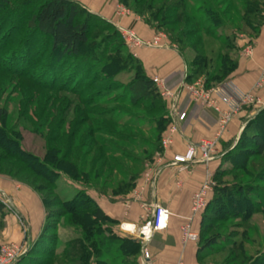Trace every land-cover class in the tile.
<instances>
[{"label":"rangeland","instance_id":"rangeland-1","mask_svg":"<svg viewBox=\"0 0 264 264\" xmlns=\"http://www.w3.org/2000/svg\"><path fill=\"white\" fill-rule=\"evenodd\" d=\"M21 1L26 0H9L8 5L0 7V202L5 207V214L0 218V264H7L5 250H15L14 253L20 256L25 250L20 257L22 258L36 244L40 247L48 246L49 239L55 242V250L61 252L70 241L82 236L81 229L70 222L63 202L72 200L79 192L88 194L97 204L98 199L103 196H114L113 192L118 184L127 182L129 174L143 176L151 168L154 156L166 150L163 146L164 135L158 143L154 129L139 128L143 123H138V116L144 120L157 118V115L150 116L148 113L150 103L134 108L119 100L126 96V84L134 74L131 68L123 71L125 76L120 78L122 83L115 86L104 85L103 81L95 82L96 74L104 78L96 69L95 75V71H92L84 79L79 74L73 78L69 88L63 87L72 76L73 66L78 61L66 59L60 65L63 59L56 56V62L52 63L53 55L49 52L47 40L37 34L32 37V31L27 27L32 15L29 5L33 4V0H27L31 4L26 7L21 6ZM112 1H115L117 10L112 18L106 20L116 27L118 25L125 28L122 25L123 17H118L117 12H128L129 14L125 13L127 18L135 17L155 32L154 37L145 40L134 28H127L134 31L142 42H153L156 37H161L166 46L178 50L177 47L180 46L172 44L168 31L157 27L161 16H156V21L153 20V16L158 11L163 12L165 5L173 0ZM185 3L188 7H198L197 0H186ZM220 10H225V7L222 6ZM7 15L9 19H6ZM95 24L98 28L93 33L91 42L102 45L103 39L111 34V30L99 21ZM119 31L124 39L120 29ZM248 33L249 29H244L236 34L241 39V36L246 37L245 34ZM221 35L229 34L224 31ZM195 37L188 38V43L196 42ZM211 44V50H217L220 46L217 42ZM156 46L159 45L155 41L151 46L142 48ZM249 48V55H252L253 48ZM205 51L209 53L208 49ZM185 54L188 60L193 56L191 50H186ZM186 68L188 71L187 63ZM184 82L187 86L200 83L203 90L210 91L228 81L209 85L203 75H200L193 82H186V78ZM80 84V88H85V93L77 91L76 87ZM182 84L175 91L170 89L177 95L175 104H171L160 91L171 120L169 127L173 120L178 119L172 112V106L175 105L181 112V98L184 93L190 94ZM79 93L81 94L78 95ZM87 98H92L97 104L86 107L83 100ZM194 103L210 111L201 103ZM1 111H5V116L1 117ZM211 111L217 119L216 113ZM244 111L246 115L241 119L243 131L259 114L264 120V100L261 105H245L238 116ZM78 120L86 121L78 124ZM243 131L224 146L223 158L217 170L219 173H213L217 195L213 190L211 197L217 200L215 206L220 207V215L212 223L207 221V229L213 235L218 234L219 244L199 260V264H263L264 154L252 153L254 148L238 145ZM229 153L233 157L226 159L225 156ZM55 157L68 162L64 167L67 166L66 171L70 175L60 171L56 162L52 163ZM234 163L238 165L234 166ZM40 164L55 170L57 176L52 178L55 189L42 176L41 173L46 172L40 168ZM227 168L235 170L229 174H220V171H226ZM153 175L154 173L149 174L148 179ZM222 187L231 189L233 194L240 187L254 190L250 204V208H253L249 215L246 216L242 206L237 208L235 200L220 196L218 190ZM237 199L243 205L242 198ZM214 213L212 211L205 215L212 216ZM200 228L202 231V226ZM117 231L115 227V232ZM32 257L39 258L42 262L49 260L36 254ZM75 258L79 262V256ZM179 260L185 264L183 259ZM50 262L76 264L74 259L66 255ZM107 262L109 263L108 260ZM90 264H99V261L92 260Z\"/></svg>","mask_w":264,"mask_h":264},{"label":"trees","instance_id":"trees-1","mask_svg":"<svg viewBox=\"0 0 264 264\" xmlns=\"http://www.w3.org/2000/svg\"><path fill=\"white\" fill-rule=\"evenodd\" d=\"M185 1H171L165 5L166 8L163 12L158 11L153 16V20L156 21L157 17L161 16V20L157 25L158 29H166L170 34L172 44L180 46L177 47V51L188 64L186 82H193L195 77L200 75H203L209 85L229 81L239 67L241 47L239 44L240 38L236 33L249 29L250 33L245 35L250 40L260 36L264 26V0H197V8L188 7ZM8 3L9 0H0V7L8 5ZM32 3H27V0L21 1L22 7L31 4L29 6L32 15L27 22V27L32 31V37L37 34V36L40 35L47 40L50 47L49 52L53 55L51 56L52 63L56 62V56V58L61 56L63 59L60 65H63V61L66 59L78 61V64L73 66L72 76L62 86L69 88L73 78L78 77L80 74L85 79L90 72L96 69L104 75V78L98 76L95 71V82L103 81L104 85L115 86L122 83L120 78L125 76L123 71L131 68L134 74L126 84V96L119 98V100L124 104L127 102L129 106L134 108L150 103L151 108H148L150 109L148 113L150 116L157 115V118L144 120V118L138 116L137 121L143 123L139 127L140 129H154L156 141L159 143L163 133L171 124L166 105L161 99L160 90L154 80L148 76L142 61L129 50L119 29L104 17L91 13L76 0H33ZM222 6L225 7L223 11L220 10ZM9 18L7 15L6 19ZM96 21L111 30V34L103 39L102 45L91 42L92 35L98 28L95 24ZM224 31H227L229 35H221ZM193 37L197 39L196 42L188 43L187 39ZM214 42L220 43L217 50H211L209 47ZM206 49L209 50L210 54L205 51ZM186 50L192 52L193 58L191 57L190 60L185 54ZM80 86L81 84L76 87L78 88L77 91L85 93V88L82 89ZM92 100V98H87L83 100V103L86 107L87 105L97 104L94 100V103H92ZM3 116H5V111H1V117ZM84 121L86 120H78V124H82ZM238 145L254 148L255 150L252 153L264 154V120L261 119V114L252 120L242 132ZM231 155L229 153L225 156L226 159L233 157ZM55 162L57 168L61 169L60 171L70 175L66 171L67 166L64 167L65 163L67 165L68 162L62 161V159L59 160L57 157L52 161V163ZM236 164L234 163V166ZM40 165V168L46 172L41 171L42 173H40L51 185V188L55 189V182L52 180L53 177L57 176L55 170L46 168L45 164ZM234 170V168H227L226 171H220V174H229ZM138 178L139 174H129V180L119 183L117 189L113 192L114 195L131 192L135 188ZM243 187L237 189L234 194L227 187H222L218 191H220V196H225L232 201L235 200L237 208L242 206L247 216L253 208H250V204L254 190ZM214 191L217 195L216 187ZM211 196L205 211L199 218L201 219L202 231L200 227L197 228L199 232V240L196 243L198 245V261L206 257L213 247L219 244L218 234L213 235L207 229V221L209 220L212 223L220 215V207L215 206L217 200H213ZM237 197L242 198L243 205L239 204L240 200ZM212 200L214 203L211 202ZM44 202L47 201L44 200ZM63 205L67 211V216L71 220L70 222L81 229L82 236L70 241L61 252L55 250V242L50 239L48 246L40 247L39 244H36L29 249L26 256L20 258L15 264H51V260L62 255L74 259L76 264H90L92 260H98L99 264L108 263L107 260L110 264H139L142 250L141 243L115 232L117 221L108 216L88 194L79 192L72 200L63 202ZM4 211V204L0 202V218L4 216ZM212 211L215 212L214 215H205ZM35 254L49 260L42 262L39 258L32 257ZM77 255L79 256V262H76L75 257ZM262 260L264 264V258Z\"/></svg>","mask_w":264,"mask_h":264},{"label":"crops","instance_id":"crops-1","mask_svg":"<svg viewBox=\"0 0 264 264\" xmlns=\"http://www.w3.org/2000/svg\"><path fill=\"white\" fill-rule=\"evenodd\" d=\"M83 4L91 13L99 14L105 19L114 16L117 10L115 1L112 0H76ZM106 3V4H105ZM125 28H134L145 40L154 37L155 32L148 28L142 21L129 16L122 19ZM161 38V45L150 48H139L135 51L137 58L144 64L145 70L152 79H164L167 87L177 90L187 76L186 62L175 50L165 45ZM239 53V67L230 77L242 90H251L260 79L264 67V26L260 36L250 40L241 36ZM252 46V55L245 53ZM256 95L264 100V83L261 89L256 90ZM181 112L188 114V119L179 124V133L175 136L172 146L162 153L155 155L151 168L137 179L135 188L127 193L114 196H103L98 199L100 208L111 218L117 221L118 234L141 243L142 250L139 264H176L183 259L185 264H199L197 258L198 245L196 243L184 246L182 244L183 217L191 213V200L193 195L201 188L205 174L211 171L216 174L220 164L224 146L235 140L243 131L242 112L228 127L217 146V157L209 164L173 165L175 155L184 153L190 143H200L202 140L211 139L217 130V119L210 110L194 103L190 94L184 93L180 101ZM166 131L163 133L165 135ZM159 171L154 182L148 181L149 174ZM216 172V173H215ZM161 205L174 213L166 230L154 233L145 248L149 258L143 257V242L140 239V229L145 225L151 209ZM135 226L136 233L125 230L126 226ZM201 226V219L196 220V229Z\"/></svg>","mask_w":264,"mask_h":264},{"label":"built area","instance_id":"built-area-1","mask_svg":"<svg viewBox=\"0 0 264 264\" xmlns=\"http://www.w3.org/2000/svg\"><path fill=\"white\" fill-rule=\"evenodd\" d=\"M128 12L118 11V17H126ZM121 30L122 35L127 43V46L135 51L143 46H151L156 41L157 45H161V37H156L153 42H142L135 34L134 31L118 26ZM250 48L248 47L245 51L246 54H250ZM134 56L137 53L134 52ZM154 83L160 89L162 95L170 101L171 104H175L177 101V95L175 92L167 87L165 81L159 78H154ZM264 83V67L260 79L249 91L242 90L235 82L228 81L224 85L213 88L210 91L203 90L200 87V83L195 85L187 86L185 82L182 84L185 86L194 101L201 103L208 109L213 110L217 115V130L211 139L202 140L200 143H190L184 153L177 154L172 160L173 165H186V164H209L214 161L217 157V146L227 132L229 125L238 116L240 111L245 105L250 104H262V100L256 95V90L262 88ZM172 112L177 115V120H173L172 125L168 128L165 135L163 136V146L168 149L173 145L175 136L179 133V124L186 121V112H180L172 106ZM159 171H156L148 181H155ZM151 175V174H150ZM149 176V175H148ZM147 176V177H148ZM215 181L214 174L211 171H207L202 183L201 188L193 195L191 200V213L187 217H183L185 220L182 226V244L187 246L191 243H197L199 240V232L195 227V222L205 211L210 196L214 190ZM174 216V213L168 208L156 204L148 216L145 225L140 229V239L142 240L143 246V257L149 258V252L145 248L146 244L152 239L154 233L164 231L168 228L170 219ZM130 228L124 227L125 230L130 233H136V227L130 226ZM15 250H5L7 264H15L20 256L14 253ZM177 264H183L182 260H179Z\"/></svg>","mask_w":264,"mask_h":264},{"label":"bare ground","instance_id":"bare-ground-1","mask_svg":"<svg viewBox=\"0 0 264 264\" xmlns=\"http://www.w3.org/2000/svg\"><path fill=\"white\" fill-rule=\"evenodd\" d=\"M127 228H130L129 226H127Z\"/></svg>","mask_w":264,"mask_h":264}]
</instances>
